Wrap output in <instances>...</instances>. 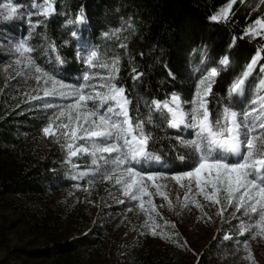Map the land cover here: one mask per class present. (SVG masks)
Returning <instances> with one entry per match:
<instances>
[{
	"label": "snow or ice",
	"instance_id": "snow-or-ice-1",
	"mask_svg": "<svg viewBox=\"0 0 264 264\" xmlns=\"http://www.w3.org/2000/svg\"><path fill=\"white\" fill-rule=\"evenodd\" d=\"M236 3L237 0H227L209 19L228 24ZM56 4L57 0H31L26 6L13 0H0V24L19 22L22 26L19 34L0 31V48L10 57L4 69L6 73L11 68L25 83L35 82L32 88L35 94L30 99L42 101L39 108L48 121L41 129L42 135L65 153L64 163L71 166L69 178L73 181L88 178V188L83 190L89 196L97 177L114 181L129 203L135 202L127 211L138 207L146 216L140 235L175 243L173 237L178 232L157 231L161 225L156 217H161V213L153 199L161 197L167 202L168 210H174L169 197V184L174 182L173 186L184 191L182 201L179 195L176 197L181 209L192 204L211 221L205 206L196 199L202 196L217 206L215 214L229 228L233 227L232 220L238 221L233 257L257 264L250 241L264 238V95L255 92L247 98L246 81L264 59L261 55L264 43L245 70L227 84L226 96H217L213 88L221 72L229 70L227 56L216 67L211 66L214 60L202 61L204 67L197 69L200 75L194 93L187 99L179 91L166 94L165 99H146L138 92L131 96L145 76L144 71L137 70L134 56L128 54V38L137 32L132 17H121L119 27L103 33L105 41H111L112 46L102 49L92 42L95 33L85 38L84 30L90 22L83 7L74 18H69L64 10L57 11ZM259 5H264V0H259ZM259 5L252 10L256 11ZM53 17L64 18L54 27L67 28L71 37L59 45L48 30ZM72 26L84 27L73 30ZM244 37L264 38V17L255 19L244 30L241 39ZM69 45L73 61H78L75 68L79 74H74V83H67L57 75V68L67 63L61 49ZM118 48L128 54L131 88L125 86L120 76L123 57ZM138 54L141 58L145 55ZM162 67L174 80L167 65ZM259 71L264 74V66ZM255 87L264 91V78ZM54 100L65 103L57 104ZM141 107L146 111L142 113ZM168 130H175V135L169 136ZM160 145L166 149L163 154ZM83 157H88L90 164L80 170L81 166L73 158ZM75 186L80 188L79 184ZM116 202L125 204L124 199ZM228 209L232 211L225 217ZM169 226L176 227L165 220L164 227ZM246 234L247 238L241 240ZM233 238L229 233L222 240Z\"/></svg>",
	"mask_w": 264,
	"mask_h": 264
},
{
	"label": "trees",
	"instance_id": "trees-1",
	"mask_svg": "<svg viewBox=\"0 0 264 264\" xmlns=\"http://www.w3.org/2000/svg\"><path fill=\"white\" fill-rule=\"evenodd\" d=\"M17 1L31 3V0ZM226 3L227 0H57L56 7L58 12L64 10L69 18H74L83 7L90 22L84 30L85 38L95 33L92 42L102 49L112 46L111 41H105L103 33L119 27L121 17H132L137 32L128 38V54L134 56L137 70L144 71L145 76L131 96L138 92L146 99H165L166 94L179 91L182 98L187 99L194 93L200 75L195 66H204L202 61L207 63L211 59L215 61L211 66L216 67L222 57L229 58V70L221 72L213 88L217 96L223 97L230 80L245 70L264 43L262 37L241 39L244 30L255 19L264 17V5H259V0H244L243 3L237 0L228 24L211 21L209 17ZM257 5L258 9L253 11ZM63 19L53 17L49 22V34L58 45L64 39H71L67 28L54 27ZM72 27L77 30L84 26ZM117 50L123 57L120 76L125 86L131 88L128 54L123 49ZM140 52L145 53L143 58L139 56ZM61 54L67 63L58 67L59 74L74 80L79 73L75 68L78 61H73L72 46L61 49ZM163 64L172 71L174 80L167 75ZM262 65L264 59L258 62L246 81L247 98L261 78L259 69ZM26 107V104L21 105L0 116V200H7L18 208H26L31 202L40 203L39 216L49 205L50 195L68 185L70 178L61 164L64 152L50 139L33 133L38 119L27 113ZM145 111L141 107V112ZM167 134L175 135V130H168ZM158 135L164 133L158 132ZM159 148L162 154L166 152L163 145ZM102 231L98 225L82 221L79 226L47 239L43 246L25 252L32 258L55 259L61 264H177L173 251L152 241L142 247L124 249L109 237L103 245ZM219 246L221 244L216 240L211 241L208 249L214 252ZM15 251L17 249L13 248L10 252Z\"/></svg>",
	"mask_w": 264,
	"mask_h": 264
},
{
	"label": "rangeland",
	"instance_id": "rangeland-1",
	"mask_svg": "<svg viewBox=\"0 0 264 264\" xmlns=\"http://www.w3.org/2000/svg\"><path fill=\"white\" fill-rule=\"evenodd\" d=\"M13 2L23 3L17 0H13ZM23 4L27 6L26 3ZM34 19L37 17H33ZM4 30L19 34L22 26L19 22L5 26L0 24V31ZM0 44H2V40H0ZM9 60L10 57H6L3 49L0 48V116L26 104L25 111L38 119L37 126L35 125L33 128V133L43 137L41 129L48 121L43 118L39 108L42 101L30 99V96L35 94L32 91L35 82L28 80L25 83L21 77L15 75L11 68L6 73L4 69ZM203 67V65L195 66L196 70ZM57 75L64 78L67 83L75 82V76L74 80H67L65 76L59 74L58 68ZM262 78H264V74L261 73L260 79ZM255 92L264 95V91L254 86L249 98ZM26 94L28 95L26 96ZM53 102L65 103L63 100H54ZM73 161L81 166L80 170L90 164L88 157L73 158ZM61 164L70 176L71 166L66 165L64 160ZM87 179L80 181L70 179L68 185L50 195L49 205L46 206L45 212L39 216L38 212L42 206L40 203L31 202L26 208H18L11 205L7 200H0V227L2 228L0 264H61L55 259L32 258L25 251L35 250L43 246L47 239L57 237L61 233L73 229L74 226H79L82 221L98 225L103 229V245L108 242L109 237L116 245H120L124 249L133 246L142 247L146 242L152 241L173 251L177 257V264H249L247 260L233 257L235 225L238 221L232 220L233 227L229 228L228 224L222 223L221 218L215 214L217 206L211 205L202 196H196V199L205 206V212L212 217L211 221H208L207 217L192 204L188 208L181 209L176 197L179 195L182 201L184 191L179 189V186H173L174 182L169 184V197L173 201L174 210L169 211L167 202L161 197L155 196L153 198L162 217V219L156 217L157 223L161 225L157 231L178 232L179 235L173 237L176 241L174 243L151 235H140L146 216L138 207H133L132 212L127 211V207L133 206L135 202L130 204L128 199L122 195L120 186L114 185V181H103L97 177L96 183L90 189L91 195L89 196L83 190L88 188ZM77 184L80 185L79 189L75 186ZM150 191L154 190L150 189ZM194 194L195 192L190 193V198ZM117 199H124L125 204H118ZM144 199L145 201L148 200L147 197ZM161 204L165 206L160 208ZM231 211L232 209H228L225 212V217ZM177 212L181 214L177 215ZM165 220L174 223L175 229L170 226L164 227ZM42 222L45 223L42 224ZM229 233L233 234V240L223 241L222 237ZM246 238L247 234L240 237L241 240ZM215 240L221 246L213 252L208 249V244ZM227 242L230 244L226 245ZM250 244L257 264H264V238L258 237L256 240H251ZM13 248H16L17 251L10 252ZM242 255L243 253H241Z\"/></svg>",
	"mask_w": 264,
	"mask_h": 264
}]
</instances>
